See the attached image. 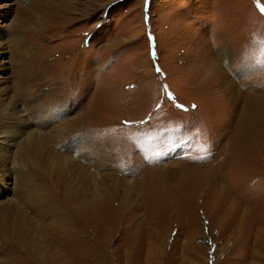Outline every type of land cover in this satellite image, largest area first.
Wrapping results in <instances>:
<instances>
[{"label": "rangeland", "instance_id": "374dc122", "mask_svg": "<svg viewBox=\"0 0 264 264\" xmlns=\"http://www.w3.org/2000/svg\"><path fill=\"white\" fill-rule=\"evenodd\" d=\"M19 70L0 264H264V0H0V92Z\"/></svg>", "mask_w": 264, "mask_h": 264}, {"label": "bare ground", "instance_id": "6f19581e", "mask_svg": "<svg viewBox=\"0 0 264 264\" xmlns=\"http://www.w3.org/2000/svg\"><path fill=\"white\" fill-rule=\"evenodd\" d=\"M30 73L32 74L31 76H33L34 78L36 77V75L33 74V72L31 70H29V72L28 71L23 72L22 70H19V72L17 74H15L16 76L14 75L15 79H14V81H12V84L10 86H7L6 88H4L3 92L2 91L0 92V123H2V122L7 123L8 122L10 124H14V128H16V126H19L21 121H23L22 115H20V113H18V111H19L18 107L19 106L25 107L28 104L26 102L25 103L23 102L22 97L25 98L26 96H29L31 98H33V97L36 98L35 96L38 95V94H36L38 89L36 88L34 90V88L36 87L37 84L31 83V80H29V78H28V77H30L29 76ZM8 91L12 92L10 95L11 98L15 97V98H17L18 101H21L20 105L18 103H14V104L10 105L9 109L1 111V108L6 103V97L2 96V95H6V93ZM258 99L248 98V100H247L248 106L244 107L245 118H244V121L242 123V127L241 126L238 127L239 128V130L237 131L238 138H242V136L245 137L246 129L243 130V127H247V124H249V125L251 124L255 128H259V127L264 128V101L258 100ZM250 106H251V108H250ZM38 123L45 126L47 121L44 119L43 121L40 120ZM65 129L66 128H64V125L60 129L55 128L54 131L57 132L56 137L61 139L63 137V134L66 133ZM0 131H2V129H0ZM247 132H248V130H247ZM251 134H250V136H251ZM33 137H35V135ZM35 138H36V140H39V137H35ZM36 143L37 142L33 141L31 138L30 143L28 145L26 144V147H25L26 153L28 152V150L30 151L32 148H34L36 146ZM39 144H40V142H39ZM23 148H20V150L22 151ZM22 154H23V152H22Z\"/></svg>", "mask_w": 264, "mask_h": 264}, {"label": "snow or ice", "instance_id": "6c2138e0", "mask_svg": "<svg viewBox=\"0 0 264 264\" xmlns=\"http://www.w3.org/2000/svg\"><path fill=\"white\" fill-rule=\"evenodd\" d=\"M125 123H128V122H125Z\"/></svg>", "mask_w": 264, "mask_h": 264}]
</instances>
